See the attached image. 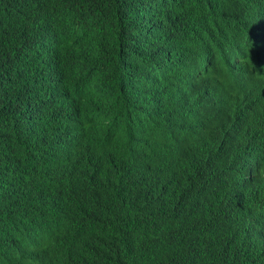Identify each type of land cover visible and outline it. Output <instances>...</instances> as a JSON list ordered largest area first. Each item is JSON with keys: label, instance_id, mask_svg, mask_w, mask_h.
Instances as JSON below:
<instances>
[{"label": "trees", "instance_id": "trees-1", "mask_svg": "<svg viewBox=\"0 0 264 264\" xmlns=\"http://www.w3.org/2000/svg\"><path fill=\"white\" fill-rule=\"evenodd\" d=\"M263 10L0 0V264H264V195L239 180L264 114L230 68Z\"/></svg>", "mask_w": 264, "mask_h": 264}, {"label": "clouds", "instance_id": "clouds-1", "mask_svg": "<svg viewBox=\"0 0 264 264\" xmlns=\"http://www.w3.org/2000/svg\"><path fill=\"white\" fill-rule=\"evenodd\" d=\"M264 19V10L261 12ZM264 39V37H263ZM247 55L243 58L239 57L234 59L230 63V68L234 70L232 73V82H234L237 87L251 97L250 100H242L244 108L256 115L264 114V54L260 56L261 51H264V46L261 43H251L247 45ZM34 52L35 56L31 57L27 55V60L29 63L33 61L39 62L38 65L33 68L36 71L48 68L50 65L49 55L50 52ZM21 54L20 52H18ZM43 53L41 59L40 56ZM31 69V70H33ZM250 84L249 91L242 89L240 84ZM58 113L61 117L70 118V114L65 105L57 106ZM68 136L75 139L87 142L88 137L85 129H76L71 131ZM245 147L251 148L249 156L246 161L245 170L243 174L239 177L244 184V189L254 188L256 189V195L253 200H257L264 195V161L260 155V142L254 140ZM83 171L80 172V174ZM77 177V174H75ZM83 207L90 210H95V190L91 191L87 199L84 201Z\"/></svg>", "mask_w": 264, "mask_h": 264}, {"label": "bare ground", "instance_id": "bare-ground-1", "mask_svg": "<svg viewBox=\"0 0 264 264\" xmlns=\"http://www.w3.org/2000/svg\"><path fill=\"white\" fill-rule=\"evenodd\" d=\"M189 54V53H188ZM191 86V85H190ZM214 94V93H213ZM43 121V120H42ZM51 131V130H50ZM57 134V133H56ZM57 139V138H56ZM64 139V138H63ZM67 151V150H66ZM75 161V160H74Z\"/></svg>", "mask_w": 264, "mask_h": 264}]
</instances>
